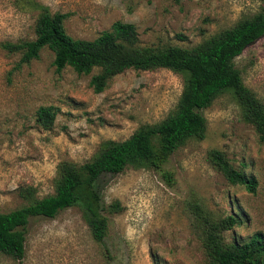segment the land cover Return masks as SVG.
I'll return each instance as SVG.
<instances>
[{
	"label": "rangeland",
	"instance_id": "1",
	"mask_svg": "<svg viewBox=\"0 0 264 264\" xmlns=\"http://www.w3.org/2000/svg\"><path fill=\"white\" fill-rule=\"evenodd\" d=\"M263 8L260 0H0V213L26 204L20 187H35L38 198L53 194L61 162H88L105 142L123 141L160 122L182 91V75L128 70L95 94L89 80L98 69L87 76L70 68L56 73L47 48L38 60L19 64L20 54L2 45L34 40L43 9L67 14L64 28L74 39L94 40L121 21L135 27L140 46L189 49ZM234 64L264 104V36ZM40 107L56 111L50 131L36 123ZM202 113L204 140H189L167 155L154 142V158L143 168L98 181L104 205L118 201L122 208L109 217L101 243L93 240L81 211L71 208L54 219H30L24 258L0 256V264H207L204 229L191 211L196 202L218 225L240 217V225L223 231L225 244L264 233V142L229 94ZM215 152L255 178V193L227 182L212 163Z\"/></svg>",
	"mask_w": 264,
	"mask_h": 264
},
{
	"label": "trees",
	"instance_id": "2",
	"mask_svg": "<svg viewBox=\"0 0 264 264\" xmlns=\"http://www.w3.org/2000/svg\"><path fill=\"white\" fill-rule=\"evenodd\" d=\"M67 18V14H50L43 9L35 23L34 40L4 43L2 47L9 53L20 54L19 64L38 60L40 52L47 48L53 54L56 73L70 68L78 75L87 76L98 69L89 80L95 94L102 93L113 77L128 70L165 69L182 75V91L174 110L160 122L139 127L123 141L105 142L97 156L88 162H61L53 194L38 198L31 185L18 189L26 204L0 213V256L13 261L24 258L30 219H54L71 208L81 211L93 240L101 243L107 235L109 217L122 208L118 201L104 205L97 189L98 181L126 169L143 168L154 158V142L158 143L159 152L167 155L189 140H204L207 121L202 112L224 94L233 97L240 106L243 121L264 142V104L245 86L234 64L247 47L264 36V8L189 49L140 46L135 27L121 21L114 22L94 40L74 39L64 28ZM55 117L53 107H40L36 123L50 131ZM212 163L230 185L243 186L249 193H255V178L233 168L222 153H213ZM191 211L204 229L202 246L207 264H264V233L253 234L245 243L233 240L225 244L222 233L240 225L239 216L227 217L218 225L203 214L199 203H192Z\"/></svg>",
	"mask_w": 264,
	"mask_h": 264
}]
</instances>
